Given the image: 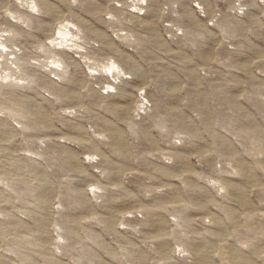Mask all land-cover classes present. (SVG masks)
Returning a JSON list of instances; mask_svg holds the SVG:
<instances>
[{"label":"rangeland","instance_id":"rangeland-1","mask_svg":"<svg viewBox=\"0 0 264 264\" xmlns=\"http://www.w3.org/2000/svg\"><path fill=\"white\" fill-rule=\"evenodd\" d=\"M0 264H264V0H0Z\"/></svg>","mask_w":264,"mask_h":264}]
</instances>
